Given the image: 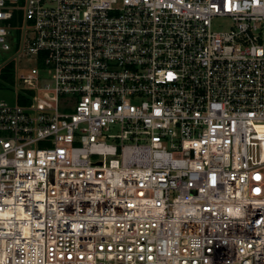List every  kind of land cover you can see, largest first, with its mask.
<instances>
[{
    "label": "built area",
    "instance_id": "2783aa9c",
    "mask_svg": "<svg viewBox=\"0 0 264 264\" xmlns=\"http://www.w3.org/2000/svg\"><path fill=\"white\" fill-rule=\"evenodd\" d=\"M20 19L0 264H264V0H0V52Z\"/></svg>",
    "mask_w": 264,
    "mask_h": 264
},
{
    "label": "rangeland",
    "instance_id": "374dc122",
    "mask_svg": "<svg viewBox=\"0 0 264 264\" xmlns=\"http://www.w3.org/2000/svg\"><path fill=\"white\" fill-rule=\"evenodd\" d=\"M19 6H23L24 4L21 2L18 4ZM23 28L24 21L20 19L18 22H13L12 27L9 29V36L7 37L8 50L0 52V64H6L7 62H11V66L8 70L15 69L17 66L20 71H28L27 69L34 67V62H29L26 57V51H24L19 57L17 55L21 52L23 47ZM229 26L225 21H215L213 24V29L217 32L229 30ZM27 39V37H26ZM43 78H46L48 81H52L49 76H45L43 74ZM17 91L14 89L6 88L5 85H2L0 89V98L10 105H16L17 103ZM122 130L120 126H112L110 129L109 135H121ZM108 143L117 144L119 140L110 139L107 140ZM132 142H125V144H129Z\"/></svg>",
    "mask_w": 264,
    "mask_h": 264
}]
</instances>
